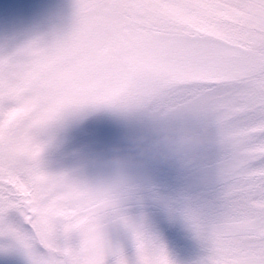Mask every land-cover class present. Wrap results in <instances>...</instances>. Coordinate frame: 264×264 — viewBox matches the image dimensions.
<instances>
[{
  "label": "snow or ice",
  "instance_id": "6c2138e0",
  "mask_svg": "<svg viewBox=\"0 0 264 264\" xmlns=\"http://www.w3.org/2000/svg\"><path fill=\"white\" fill-rule=\"evenodd\" d=\"M147 127L220 143L128 162ZM0 259L264 264V0H73L0 54Z\"/></svg>",
  "mask_w": 264,
  "mask_h": 264
},
{
  "label": "rangeland",
  "instance_id": "374dc122",
  "mask_svg": "<svg viewBox=\"0 0 264 264\" xmlns=\"http://www.w3.org/2000/svg\"><path fill=\"white\" fill-rule=\"evenodd\" d=\"M72 3L73 0H0V54L36 35L66 30L71 22ZM180 243L190 249L186 242ZM0 264L5 262L0 259Z\"/></svg>",
  "mask_w": 264,
  "mask_h": 264
},
{
  "label": "clouds",
  "instance_id": "9594fccd",
  "mask_svg": "<svg viewBox=\"0 0 264 264\" xmlns=\"http://www.w3.org/2000/svg\"><path fill=\"white\" fill-rule=\"evenodd\" d=\"M128 162L170 165L194 163L195 157L220 143L218 135L189 128L147 127L124 138Z\"/></svg>",
  "mask_w": 264,
  "mask_h": 264
}]
</instances>
